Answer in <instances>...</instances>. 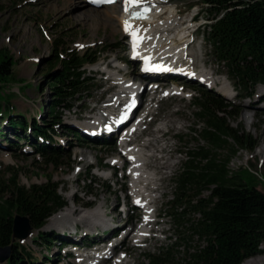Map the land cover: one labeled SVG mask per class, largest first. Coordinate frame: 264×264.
Here are the masks:
<instances>
[{
    "label": "rangeland",
    "instance_id": "1",
    "mask_svg": "<svg viewBox=\"0 0 264 264\" xmlns=\"http://www.w3.org/2000/svg\"><path fill=\"white\" fill-rule=\"evenodd\" d=\"M67 2L64 0H0V50H5L13 61L11 77L0 87V105L2 106L5 100L2 95H8V102L13 107V113L21 115L20 117L24 118L27 124H31L32 121L41 124V120L49 116L45 105L48 97L43 74L46 59L51 56L52 47L56 42H61L62 54H66L67 51L101 52L94 63L83 65L85 74L90 78L88 81L90 91L87 96L74 101L69 110H63L60 125L54 129V144H58L61 151L56 165L46 163L40 155L35 154L32 141L36 137L29 127L16 130L14 134L13 131L10 132L8 125H5L7 115L0 117L2 118L0 121V173L4 172L7 167H13L19 170L20 184L25 186L30 183L40 184L46 180L47 176H50L51 182L58 185V193L63 197L65 205L48 218L40 229L54 236L56 234L61 236L59 232H62L63 228L69 233L75 230L77 234L84 232L82 223H74L73 220H78L85 211L97 208L100 203H104V208L100 210L114 217L115 210L118 209L116 204L122 201V194L125 193L121 191L122 188L129 189L131 186L128 178L120 177L125 167L122 170L117 169L116 173L110 176L111 171L97 163L99 159L103 162H110L112 158L109 157L114 158L115 155H119L115 149L118 147L119 140L112 138L105 139L104 142L97 139L84 138L86 139L84 140L76 125L81 123L79 121L81 119H91V116H101L102 113L110 116L109 112L101 110L102 106H105L102 101L110 98L112 100V95L119 87L113 78H107L108 74L116 72L120 67L121 75L127 76V79L136 78L138 80L139 71L138 64L127 56L126 38L119 35L116 16L120 9V0L111 2L112 8L110 9L103 6L93 8L79 0H68ZM168 3L176 6L178 15L183 21L196 13V20L192 24L199 26L192 36L193 41L189 44L190 53L195 58L194 67L201 68L203 64L206 71H212L214 74L213 82L214 80L223 81L227 69L211 52L201 33V28L206 22L201 12L202 9H200L204 7V4H201L200 0H168ZM91 9H97L103 15L111 14L114 28H106L102 21L85 20L81 18V15L77 20L72 15ZM125 64H127V69H125ZM107 65H110V68L106 72ZM167 78L164 76L160 79L161 89L152 92L143 91L142 103L134 116H142L146 111L152 110V113L144 118L142 125L144 132L138 135L134 143L142 145L150 140L151 145L143 149V153L155 154L149 158L147 170L152 171V180L154 179L156 188L152 189L154 193L150 192L147 195L154 200L151 205L154 213H157L156 218L145 227L149 230L147 232L149 235L146 234L144 241L136 243L135 233L131 232L133 236L130 237V235V238L127 236L122 242L121 248L126 252V260L121 261L120 264H142L145 254L152 253L159 245L169 243L167 238L174 235L171 221L163 212L164 204L171 198L174 190L172 179L186 157V148L204 147L205 145L198 135L203 123L197 121L196 108L191 105V99L198 95L196 89L199 87L205 88L209 93L219 95L223 103L232 105L238 110L235 119L229 121V126L250 134L255 140V146L251 151L237 152L228 166L240 172L251 170L253 173L250 175L256 187L264 193V180L261 179V175H264V157L257 153L262 145L261 130L250 126L248 123L251 120L247 122L243 119L244 115L251 117L254 112L259 113L261 120L264 119V109L259 108V106L263 108L264 106L256 102L257 92L264 89V86L254 85L248 91L251 92L250 97H243V90H239L238 94L234 95V84L230 79L233 89L230 90L227 86L228 92L224 94L220 92L221 84L213 86L211 82L205 84L195 79L177 77L171 82L182 87L181 95L167 96L163 94V89L170 85V80ZM107 88L109 90L106 91ZM104 117L102 118L105 119ZM102 125L103 123L99 127ZM194 129L196 133L193 132ZM76 133L80 136H76ZM97 164L99 167H96ZM140 184L139 188L145 185L143 182ZM72 209H75L76 213L70 214ZM61 212L69 215L65 218L57 216ZM118 214L117 217L121 220L115 223L122 224L123 214ZM128 214L131 218L136 214L137 220L132 221L134 225L131 222L133 226L125 225L123 228H138V217L142 214V210H134L133 207L128 206ZM97 228L95 225L94 229ZM35 234L36 231L32 230L26 238L19 242L38 262L41 264H76L74 262L78 258L71 255L58 260L62 251H57V239L52 240L50 244H39L36 237L37 240L32 241ZM63 235V241L68 243L76 238L70 234ZM86 240L88 241V238H83V241ZM239 264H264V250L243 259Z\"/></svg>",
    "mask_w": 264,
    "mask_h": 264
},
{
    "label": "trees",
    "instance_id": "2",
    "mask_svg": "<svg viewBox=\"0 0 264 264\" xmlns=\"http://www.w3.org/2000/svg\"><path fill=\"white\" fill-rule=\"evenodd\" d=\"M200 3L204 4L200 9L206 20L201 28L205 41L225 65L236 93L243 90V97H249L251 87L264 85V0ZM51 52L43 74L48 118L41 124H27L21 115L13 113L8 95H2L5 100L0 105V117L7 115L5 125L14 134L29 127L36 137L32 141L35 154L56 165L61 151L51 134L60 125L62 111L87 96L90 78L83 65L94 63L101 52L62 54L61 42H56ZM12 65L10 55L0 50V87L10 79ZM196 93L191 105L196 108L197 121L203 123L198 135L205 145L186 148V157L172 179V196L163 210L174 235L167 238L169 243L145 254L142 264H239L264 250V193L256 187L251 170L240 172L228 166L240 150L251 151L255 140L229 126L238 114L234 106L205 88H197ZM18 172L7 167L0 173V248L9 247L4 264H41L12 238L13 217L26 218L30 231H36L32 241L50 244L57 239L63 244L57 234L50 233L52 236L40 229L65 202L50 176L40 184L25 186L19 183Z\"/></svg>",
    "mask_w": 264,
    "mask_h": 264
},
{
    "label": "bare ground",
    "instance_id": "3",
    "mask_svg": "<svg viewBox=\"0 0 264 264\" xmlns=\"http://www.w3.org/2000/svg\"><path fill=\"white\" fill-rule=\"evenodd\" d=\"M67 1L68 0H64V2H67ZM80 2H84V1H80ZM110 4H111V1L104 5H101L100 7L103 6L105 8L110 9L112 8V5ZM79 13H74L72 15L76 17L77 20L80 18V15H81V18H84L85 20L92 19L95 21H102L105 23L106 28L108 29L114 28L113 26L114 22L111 20V14L109 15L105 13L103 15L97 9H91L90 11H86L80 14ZM116 18L118 22L117 25H119V35H121L122 37H125L127 40V43H126L127 49H128L127 52L135 55V56L129 55L131 56V59L133 62L141 61L143 55H146V56H149L150 58H153L157 62H160V63L162 62L165 65H168L170 63L176 64V66L171 65V68L169 70H176L174 68L178 69L180 65L181 68H185L184 69L185 72H188L190 70L189 68L194 67L195 58L191 55L190 50H189L190 48L189 38L192 36L189 37V35L187 36L185 35L188 29L191 28L190 27L191 24L188 21V19L181 22V17L177 13L176 6L174 4H169L168 0H133L132 4H129L128 0H120V9L117 11ZM125 22H128L129 28L126 33H123L122 26L125 27ZM133 33H135V36L133 35ZM130 37L132 41L130 40ZM125 65H126L125 69H127V64ZM106 68L105 70L107 72L108 69L110 68V65H107ZM120 70L121 68L118 67V70L116 72H112L111 74L107 75V78L109 77L113 78V80L115 81V84L118 85L119 87L116 93H114L115 95L114 94L112 95V96H116V98L112 101H111V98L108 100H105L103 102L105 106L104 107L102 106V109L100 108L101 110H105L109 112L111 117L114 115V116H117V118H120L124 115L122 114V112H125V108L127 106H124L123 109H120L118 107L120 106V104L127 102V95L137 94V96L140 97V100H142L141 96L142 94H144L143 93L144 87L143 85L140 86L141 81H139L143 73H141L140 70L138 71V80L136 78L127 79V76L121 75ZM197 70H198L197 73H199L201 77L205 75L208 76L207 74L209 72H206V70H205V75L203 74L204 73L203 69L198 68ZM173 75L174 76L177 75L180 77H183V76L192 77L193 79L196 78L195 76H192V75L182 74V72H179V71L174 72ZM159 76L160 77L166 76L169 78L176 79L174 76L172 77L168 73H165ZM208 81L209 79L208 77H206V82ZM226 81L230 86L232 85V83L228 80V77L224 76L223 81L220 83L221 84L220 92L224 94L225 93L227 94L228 92ZM137 82H139V84ZM178 86L179 85H172V86L165 88L163 91V94L167 96L168 95L170 96L171 95L173 96L181 95L182 93L181 87H178ZM257 96L260 98L264 97V89H261L260 91H258ZM115 102H118V103L115 104ZM113 104L115 106H113ZM135 108L136 106L132 109L130 114L133 113ZM259 108L264 109L261 106H259ZM105 114L107 116V113H102L103 116H105ZM243 119H245L247 122L251 120V122L248 123L250 126L260 128L261 135H262L261 136L262 145L258 148L257 153L264 157V119L262 120L260 119L258 112H254L251 115V117L244 115ZM102 123H104V121H102L101 117H97L96 119L91 120V121H87L86 119H83V122L79 124V127H81L82 129L88 126L100 128L99 125ZM138 125L139 123L135 119H131L125 125L126 137L123 139H118L119 140L118 147L115 148L119 152V155L118 156L115 155L116 157L114 156V158L112 157L110 162L111 163L115 162L116 164H119L120 159H126L127 160L126 163L128 165L126 168L128 170L125 171V174L129 182L131 183V185H135L136 183L137 184L139 183L138 184L139 186L141 185L140 182L145 183L146 186L144 185L141 188L139 187L135 188L134 186V190L136 191L138 195H140L142 204L132 203V207L134 208V210L141 209L144 215L146 216L148 215L151 217L154 213L153 208H152V205H153L152 203L154 202V200H151V198L149 197V195H147V193L153 192L154 190L152 189L156 188V185H155L154 179L152 180L153 178L152 171L147 170V168L149 167V166L147 167V165H148L149 158L154 156L155 154L153 153V155H149V154L143 153V149L151 145L150 140L146 144H142V145L134 143L135 139L138 137L140 133L139 129H137ZM154 141L156 142L157 140L155 139ZM131 144H134V145H131ZM161 158L162 156L160 157V159ZM103 204L104 203H100L97 208L95 207L93 210H91L88 213H83V215H80V218L78 220L74 219L73 222L82 223L84 230H86V232H90V231L95 230L94 226L97 221L102 222L101 223L102 225H108L110 222H106V221H110L109 219H111L114 221V226L109 230L108 234L114 233L118 225H120V223H115V221L117 222L120 221V218L117 217L119 214L117 210H115V216L110 217L109 213H107L106 211L103 212L100 210L104 208ZM73 213H76L75 209H72L70 211V214H73ZM67 215L69 214L63 213V212H61L60 214H57V216H60L61 218H65ZM56 218L58 219V217ZM148 231L149 230H146L145 228H142V227L135 228L134 231H133V228H131L130 231H127L124 234L122 241H124L127 238V236L129 237L131 235L130 233L133 232L135 233L134 234L135 242L138 243L137 241L143 235L147 234ZM132 236L133 235H131L130 237ZM93 240H98V239L94 238ZM82 262H83L82 259L78 258V259H75L74 263L81 264Z\"/></svg>",
    "mask_w": 264,
    "mask_h": 264
},
{
    "label": "water",
    "instance_id": "4",
    "mask_svg": "<svg viewBox=\"0 0 264 264\" xmlns=\"http://www.w3.org/2000/svg\"><path fill=\"white\" fill-rule=\"evenodd\" d=\"M12 238L18 240L24 239L30 233V228L27 225V220L25 217L15 215L12 222ZM9 253V247L0 248V262H3L7 259Z\"/></svg>",
    "mask_w": 264,
    "mask_h": 264
},
{
    "label": "snow or ice",
    "instance_id": "5",
    "mask_svg": "<svg viewBox=\"0 0 264 264\" xmlns=\"http://www.w3.org/2000/svg\"><path fill=\"white\" fill-rule=\"evenodd\" d=\"M128 3H129V4H132V3H133V0H128ZM126 10H127V9H126ZM125 27H126V31H127L128 28H129L128 22H125ZM133 35L135 36V33H133Z\"/></svg>",
    "mask_w": 264,
    "mask_h": 264
}]
</instances>
